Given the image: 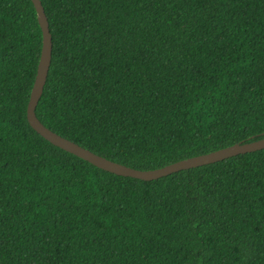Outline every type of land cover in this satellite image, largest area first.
I'll return each mask as SVG.
<instances>
[{
	"label": "trees",
	"instance_id": "trees-1",
	"mask_svg": "<svg viewBox=\"0 0 264 264\" xmlns=\"http://www.w3.org/2000/svg\"><path fill=\"white\" fill-rule=\"evenodd\" d=\"M36 108L154 170L264 136V0H40ZM32 0H0V264H264V149L152 181L46 140Z\"/></svg>",
	"mask_w": 264,
	"mask_h": 264
},
{
	"label": "water",
	"instance_id": "water-1",
	"mask_svg": "<svg viewBox=\"0 0 264 264\" xmlns=\"http://www.w3.org/2000/svg\"><path fill=\"white\" fill-rule=\"evenodd\" d=\"M35 5L38 14V20L43 31V48L42 54L38 66V71L35 79V83L30 95L28 103L27 117L30 125L46 140L53 145L69 152L77 157L93 164L94 166L103 169L105 171L114 173L116 175L124 177H133L144 181H152L161 177L170 175L181 170L192 169L225 159L255 152L264 149V136L259 139H254L248 142L236 143L231 146L203 154L187 159L177 161L169 164L165 167L154 170H139L124 164L112 161L106 157L98 155L89 149L79 145L78 143L71 141L47 128L37 117L36 108L40 101V98L44 92V87L47 82L51 61H52V34L50 31V25L46 16L44 7L40 0H32Z\"/></svg>",
	"mask_w": 264,
	"mask_h": 264
}]
</instances>
